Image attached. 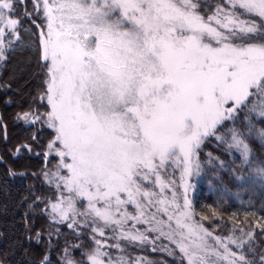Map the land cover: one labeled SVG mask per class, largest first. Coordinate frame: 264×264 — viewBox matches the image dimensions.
<instances>
[{
	"label": "snow or ice",
	"instance_id": "snow-or-ice-1",
	"mask_svg": "<svg viewBox=\"0 0 264 264\" xmlns=\"http://www.w3.org/2000/svg\"><path fill=\"white\" fill-rule=\"evenodd\" d=\"M16 57L22 264H264V0H0ZM198 179L247 194L243 227L195 219Z\"/></svg>",
	"mask_w": 264,
	"mask_h": 264
},
{
	"label": "trees",
	"instance_id": "trees-1",
	"mask_svg": "<svg viewBox=\"0 0 264 264\" xmlns=\"http://www.w3.org/2000/svg\"><path fill=\"white\" fill-rule=\"evenodd\" d=\"M21 57L14 58L8 67L0 71V81H11L13 89H17L21 86L23 80L22 78L12 79L13 74L18 77V68L20 66ZM12 96V93H8L7 96L0 92V113H2L8 122V135L9 141L5 144L0 140V155H4L6 161L15 169H22L25 167L36 168L39 164L37 160L16 159L13 160L11 156L8 155L7 149L11 148L12 145L17 143L26 133L23 128L17 125H13L11 122V117L18 110L16 104L7 106L3 101L8 97ZM13 99H18L13 96ZM205 152H211L213 155H221V151L217 148L215 141H211L206 144ZM30 181H25L20 178L11 179L7 176L6 168L0 165V260H4L5 264H22L26 260L25 253L21 246L27 247V242L24 241L23 236V224L21 223V216L23 214V208L19 205L20 198L26 194V185ZM193 183L196 184V188L190 191L189 197L193 201V206L196 210L197 221L202 222L206 227L213 225H221L217 229L218 232L226 233V229L223 225H229L238 222L240 226H244L242 223L244 221L245 213L249 211L248 196L242 193L243 199L238 198L236 195L225 198L224 202H221V196L219 191L212 187L210 188L205 179L194 180ZM5 184L7 185L5 187ZM235 193V189L232 190ZM256 196L254 201L257 205V211L259 210L260 204L264 202V198L260 197L258 194H253ZM216 208L221 214L222 219H217L211 217L210 209ZM201 215L209 216V220H202ZM234 217V219H233ZM35 253L32 252L28 254L27 258H32ZM137 254H143L150 258H157V254L148 251L138 252ZM171 259V258H169Z\"/></svg>",
	"mask_w": 264,
	"mask_h": 264
},
{
	"label": "rangeland",
	"instance_id": "rangeland-1",
	"mask_svg": "<svg viewBox=\"0 0 264 264\" xmlns=\"http://www.w3.org/2000/svg\"><path fill=\"white\" fill-rule=\"evenodd\" d=\"M140 255H143V254H140Z\"/></svg>",
	"mask_w": 264,
	"mask_h": 264
}]
</instances>
